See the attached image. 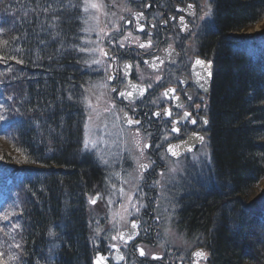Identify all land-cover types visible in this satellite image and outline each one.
<instances>
[{"label":"trees","instance_id":"obj_1","mask_svg":"<svg viewBox=\"0 0 264 264\" xmlns=\"http://www.w3.org/2000/svg\"><path fill=\"white\" fill-rule=\"evenodd\" d=\"M206 169L177 188L175 220L211 264H264V0H214ZM83 0H0V264H91L87 195L102 169L83 147L90 72ZM2 218V219H1Z\"/></svg>","mask_w":264,"mask_h":264},{"label":"flooded vegetation","instance_id":"obj_2","mask_svg":"<svg viewBox=\"0 0 264 264\" xmlns=\"http://www.w3.org/2000/svg\"><path fill=\"white\" fill-rule=\"evenodd\" d=\"M103 3L104 19L91 34L84 31L86 12L82 16L83 52L91 74L85 100L91 87L101 93L104 117L141 138L142 156L127 223L113 226L108 211L102 210L91 227V264L97 255L106 264H211L204 236L183 229L175 212L168 233L155 206L165 200V191L173 205L178 201L176 190L183 177L177 183L167 178L173 162L191 173L203 158L199 153L208 150L210 156L214 58L205 42L212 33L214 0ZM86 39L95 41L92 57ZM185 142L192 150L172 157L168 147ZM101 176L89 205L102 201V191L96 190Z\"/></svg>","mask_w":264,"mask_h":264},{"label":"rangeland","instance_id":"obj_3","mask_svg":"<svg viewBox=\"0 0 264 264\" xmlns=\"http://www.w3.org/2000/svg\"><path fill=\"white\" fill-rule=\"evenodd\" d=\"M104 0H83V9L87 14V21L84 31L91 34L100 25L105 16ZM264 34V17L246 30L236 33V36H258ZM95 41L86 39L88 55L92 57L95 52L92 46ZM88 43V44H87ZM87 91V90H86ZM101 93L96 89L88 90L85 107L86 118L84 125L83 147L86 151L92 153L97 159L102 169V181L98 183L96 190H101L103 193L102 201H98L94 205H89L92 202L91 193L87 195L88 214L92 218V225L102 210H107L109 213V223L116 227H122L127 223L128 212L131 211L132 197L137 192L136 182L139 179L137 164L140 161L142 151L141 138L136 136L134 132H125L118 128L117 124L106 118L104 109L101 104ZM104 115L106 117H104ZM2 121V111L0 108V124ZM0 144L6 146L13 153L14 148L12 142L5 136L0 134ZM204 149H207L204 145ZM202 159L197 162L198 169H205L210 164V156L208 150H203ZM199 156H193V163L196 162ZM128 164L133 166L128 167ZM174 163L169 166L167 178L171 181H178V178H185L186 173H183L179 166ZM165 200L155 206V213L162 223H165L166 231L169 233L171 221H173L174 205L170 199H166L167 192H164ZM264 196V178L258 183L255 188L251 201L260 199ZM2 219V218H1ZM116 219V220H114ZM108 223V224H109ZM92 229V228H91ZM0 227V236L1 234ZM95 236V235H94Z\"/></svg>","mask_w":264,"mask_h":264},{"label":"water","instance_id":"obj_4","mask_svg":"<svg viewBox=\"0 0 264 264\" xmlns=\"http://www.w3.org/2000/svg\"><path fill=\"white\" fill-rule=\"evenodd\" d=\"M190 144V143H189ZM188 142H185L184 144H181V145H173V146H169L168 147V150H169V153L172 157L174 158H177L179 156V154H183L185 152H189L192 150V147L189 146ZM179 152V153H178ZM141 169L144 170L145 169V165L141 164L140 165ZM126 232H122L120 234V237L123 238L124 234ZM92 264H106L104 263L101 258H99V256L97 255L93 261H92Z\"/></svg>","mask_w":264,"mask_h":264}]
</instances>
